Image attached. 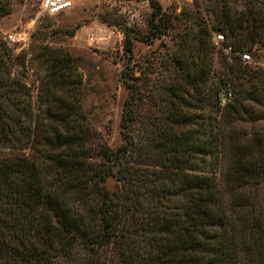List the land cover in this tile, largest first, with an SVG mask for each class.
<instances>
[{
  "label": "trees",
  "instance_id": "16d2710c",
  "mask_svg": "<svg viewBox=\"0 0 264 264\" xmlns=\"http://www.w3.org/2000/svg\"><path fill=\"white\" fill-rule=\"evenodd\" d=\"M149 2L146 30H122L114 146L84 107L79 57L47 54L35 114L0 38V264H264V67L238 55L264 48V0ZM169 33L167 74L134 75V41Z\"/></svg>",
  "mask_w": 264,
  "mask_h": 264
},
{
  "label": "rangeland",
  "instance_id": "374dc122",
  "mask_svg": "<svg viewBox=\"0 0 264 264\" xmlns=\"http://www.w3.org/2000/svg\"><path fill=\"white\" fill-rule=\"evenodd\" d=\"M0 7V38L17 56L11 74L25 83L34 102L35 114L45 104L39 98L41 81L48 74L47 54L51 50L79 57L78 72L83 76L84 107L90 121L112 146L121 140L119 122L128 89L121 71L123 27L145 31L151 13L147 0H77L72 8L55 16L39 13L40 0H2ZM163 11L179 14L207 0H157ZM239 8L241 7L238 1ZM202 16L205 17L202 12ZM207 21H209L207 19ZM186 21L180 20L183 25ZM14 32H18L16 40ZM8 33H11L10 37ZM134 66L136 76L157 81L164 70L168 53L174 48L170 33L147 44L135 40ZM251 65L264 67V48L256 46L247 52ZM222 52L215 49L213 66L218 68ZM139 65V66H138ZM78 77V76H76Z\"/></svg>",
  "mask_w": 264,
  "mask_h": 264
},
{
  "label": "built area",
  "instance_id": "2783aa9c",
  "mask_svg": "<svg viewBox=\"0 0 264 264\" xmlns=\"http://www.w3.org/2000/svg\"><path fill=\"white\" fill-rule=\"evenodd\" d=\"M77 0H40L39 4V13L46 16H55L62 13L64 10L72 8ZM106 2H116L122 0H102ZM149 1V0H147ZM18 32H14V39L16 40V35ZM11 33H8L10 37ZM224 36L222 33L213 32L212 33V41L217 48H221L228 61H232L234 53L232 47L230 45H223ZM240 59L244 62H250L251 56L247 52L238 53ZM233 97V93L230 89L221 88L219 91V106H224L227 102H229Z\"/></svg>",
  "mask_w": 264,
  "mask_h": 264
}]
</instances>
